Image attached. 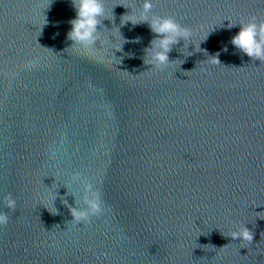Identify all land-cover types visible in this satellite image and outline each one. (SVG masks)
<instances>
[{"label":"water","instance_id":"1","mask_svg":"<svg viewBox=\"0 0 264 264\" xmlns=\"http://www.w3.org/2000/svg\"><path fill=\"white\" fill-rule=\"evenodd\" d=\"M142 2L103 0L85 51L72 0H0V264H264V61L230 42L264 0H151L192 33L161 67Z\"/></svg>","mask_w":264,"mask_h":264},{"label":"clouds","instance_id":"2","mask_svg":"<svg viewBox=\"0 0 264 264\" xmlns=\"http://www.w3.org/2000/svg\"><path fill=\"white\" fill-rule=\"evenodd\" d=\"M72 5L76 15L69 22L71 28L67 33V38L72 41V45L76 44L85 51H91L95 48L99 38L97 26L101 25V17L107 18L104 16L103 0H72ZM152 7L151 0H143L139 13L141 19H125L124 22L130 21L133 25L147 22L150 30L156 34L150 41V47L145 49V54L149 57L147 64L161 67L168 64V53L172 50V46L180 39H188L192 33L189 28L179 24L172 16L152 15L149 17ZM129 14L127 13L122 17ZM138 40L139 38L135 42H138ZM230 42L248 57L264 61V20L258 21L257 17L253 15L247 21L240 22L239 31L231 37ZM217 56L218 54L211 56L214 58V63H220ZM81 199L82 206L69 208L73 220L86 222L90 217L102 213L103 207L99 193L90 183H84ZM4 203L9 211L15 210L16 201L11 193L5 195ZM8 219V213L0 212V225H6ZM252 235V232L243 226L238 231H234L230 236L233 238L239 237L241 241L251 242Z\"/></svg>","mask_w":264,"mask_h":264}]
</instances>
